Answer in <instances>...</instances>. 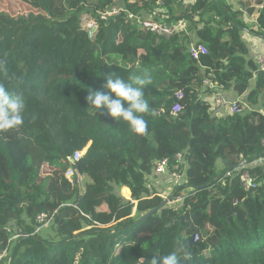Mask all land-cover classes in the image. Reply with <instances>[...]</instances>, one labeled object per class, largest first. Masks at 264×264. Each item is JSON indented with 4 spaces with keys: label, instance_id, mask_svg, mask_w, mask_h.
<instances>
[{
    "label": "trees",
    "instance_id": "trees-1",
    "mask_svg": "<svg viewBox=\"0 0 264 264\" xmlns=\"http://www.w3.org/2000/svg\"><path fill=\"white\" fill-rule=\"evenodd\" d=\"M112 9L122 11L106 16ZM130 16L187 28L160 37ZM84 17L96 25L92 37ZM11 25L25 29L15 37ZM245 32L264 38V0L238 9L225 0H0V84L26 102L23 125L0 131V264H149L178 240L187 247L180 264H264V167L237 171L264 155V70ZM4 37L16 39L5 52ZM191 45L208 54L193 59ZM142 72L154 113L145 134L88 108L89 89ZM229 90L242 113L217 115L209 97ZM179 154L185 183L169 196L184 201L150 214L167 197L155 186L156 164L172 169ZM245 171L258 184L251 191L240 182Z\"/></svg>",
    "mask_w": 264,
    "mask_h": 264
},
{
    "label": "clouds",
    "instance_id": "clouds-1",
    "mask_svg": "<svg viewBox=\"0 0 264 264\" xmlns=\"http://www.w3.org/2000/svg\"><path fill=\"white\" fill-rule=\"evenodd\" d=\"M2 68V65H0ZM151 76L142 72L125 80L118 75H111L104 85L106 91L88 90L86 102L95 114L106 110L115 121L125 122L130 131L143 135L148 128L146 115H154L145 98L144 89L151 84ZM26 108L25 98L18 91H11L0 84V131H10L23 125ZM184 241H176L175 249L163 256L154 255L149 264H180V254L186 253ZM142 264H145L141 259Z\"/></svg>",
    "mask_w": 264,
    "mask_h": 264
},
{
    "label": "built area",
    "instance_id": "built-area-1",
    "mask_svg": "<svg viewBox=\"0 0 264 264\" xmlns=\"http://www.w3.org/2000/svg\"><path fill=\"white\" fill-rule=\"evenodd\" d=\"M193 3V1H191ZM119 9H112L109 11L106 16H114L119 13ZM131 19H134L135 23L138 25L139 28H141L142 31L145 33H153L157 36L160 37H166L169 38L175 34L181 33L186 30L187 24L184 23L183 21L178 22L176 25H167L163 22H159L154 20L153 18H136L133 16H130ZM95 25V23L93 22ZM96 27V25H95ZM95 29V28H94ZM208 50L206 46L204 45H191L190 47V55L192 56L193 59L198 60L201 55H207ZM255 62L259 67V70L263 71L264 70V51L260 52L257 54L255 58ZM206 84L210 85L209 82H206ZM177 103L172 109V115L177 116L181 111H182V104L181 101L184 99V94L182 91L178 92L175 96ZM239 101H230L227 99L225 96H223L220 93L214 94V97L212 99V110L217 112V115L220 113L224 112L228 115H238L242 113V109L238 103ZM83 152H78L74 155V157L71 159V161L74 163L81 159L83 156ZM183 155L179 154L176 156L175 160L177 161L174 167L171 169L169 168V162L168 160H163L159 163L156 164L155 167V173L160 174V175H169L170 180H171V194H175V190L183 185L185 183V174H184V169H182L183 165ZM184 166V165H183ZM256 167H264V155L254 159L251 163L246 164L244 162V165L239 166L237 171H243V169H252ZM226 175H231V171H228ZM74 176V170L72 168L68 169L66 173V177L68 179H72ZM240 182L242 184V187L244 188L245 191H251L255 188H257L258 184L256 182V179L247 171L243 172L241 177H240ZM169 198V202L167 203L171 207H176L178 208L184 201L183 195H176L173 198L171 197H165ZM38 222L40 224H43L44 227L48 226L50 223V219H48V214H41L38 217ZM19 237V236H17ZM15 237L14 239H17ZM200 240L199 234H196L193 239H192V244L196 243ZM6 256V253L3 255H0V260Z\"/></svg>",
    "mask_w": 264,
    "mask_h": 264
},
{
    "label": "crops",
    "instance_id": "crops-1",
    "mask_svg": "<svg viewBox=\"0 0 264 264\" xmlns=\"http://www.w3.org/2000/svg\"><path fill=\"white\" fill-rule=\"evenodd\" d=\"M228 4L232 5L235 7V9H238L239 8V5L240 3L243 1V0H225ZM258 17V14H254L252 17H247L245 18V21L247 22V24L249 25H254L255 22H256V19ZM243 39L244 41L249 45V49H250V57L255 60L256 56L258 53L264 51V38H259V37H256V36H253L247 32L243 33ZM223 96H225L227 99H229L230 101H239L240 98L232 91V90H229V91H225L222 93ZM214 97V94L212 96L209 97V99H211V102H212V99ZM242 100V99H241ZM261 113L264 114V110H261ZM220 116L221 115H226V113L222 112L219 114ZM224 166V165H223ZM225 168V166H224ZM155 186L157 188L160 187V193L161 191L163 192V189H166L165 187L168 188L167 185H170L171 183V180H170V176L169 175H163V176H158V177H155ZM128 191V196L132 193H130V191L128 189H126ZM170 191L171 193V188L168 189V192ZM162 194V193H161ZM165 195V194H164ZM125 195V197H128Z\"/></svg>",
    "mask_w": 264,
    "mask_h": 264
},
{
    "label": "rangeland",
    "instance_id": "rangeland-1",
    "mask_svg": "<svg viewBox=\"0 0 264 264\" xmlns=\"http://www.w3.org/2000/svg\"><path fill=\"white\" fill-rule=\"evenodd\" d=\"M135 0H131V2H134ZM189 2V1H188ZM189 3H191V2H189ZM187 4V3H186ZM31 8V7H30ZM76 8H78V7H76ZM32 9V8H31ZM71 21L72 22H75L76 21V18H72L71 19ZM37 22V21H36ZM82 22H83V26L84 27H86V28H89V29H93L94 30V28H95V25L93 24V22H91L90 21V19L89 18H87V17H84L83 18V20H82ZM25 29V27L23 26V25H11V27L9 28V31L7 32L9 35H14L15 37L17 36V34L15 33V31H19V32H21V31H23ZM4 39L5 40H7L8 41V43H7V46H6V48H4L5 50H4V52L5 51H8L9 49H11V48H14V46H15V44H16V39H9V38H6V37H4ZM95 56L97 57L98 56V52L96 51L95 52ZM211 100V99H210ZM223 170H224V166H223V164L221 163V162H218V164H217V171H218V173L219 174H221L222 172H223ZM44 173L46 174V173H48V170H46V169H44ZM81 181H83V180H81ZM82 184H83V188H85V185H86V181H83L82 182ZM168 186V188L167 187H165L166 189H163V193L167 196V197H170L169 195H172L171 193H170V191L168 192V189H169V187H171V184L170 185H167ZM124 188H125V185H124ZM124 188L122 189V191H121V195L125 198V199H127V200H131V195L132 194H130L128 197H125V195H124V193H123V190H124ZM132 193V192H131ZM106 209V207L104 206L103 208H102V210H105ZM48 227V226H47ZM44 227V229H42V231H45L44 232V234H51L50 233V228L48 227ZM17 237V236H16ZM2 260V259H1Z\"/></svg>",
    "mask_w": 264,
    "mask_h": 264
},
{
    "label": "water",
    "instance_id": "water-1",
    "mask_svg": "<svg viewBox=\"0 0 264 264\" xmlns=\"http://www.w3.org/2000/svg\"><path fill=\"white\" fill-rule=\"evenodd\" d=\"M94 31H95V29L91 31V34H90L91 37H92ZM241 165H244V162H242ZM73 182H74V184H76V183H77V179H75ZM168 200H169V198H166V199L164 200V202H163V203H162L157 209H155L154 211H152L150 214H153V213H155L156 211H158L159 209H161V208H163L164 206H166L167 203L169 202ZM148 216H149V215H148ZM173 224H174V223H171L170 226H172Z\"/></svg>",
    "mask_w": 264,
    "mask_h": 264
}]
</instances>
